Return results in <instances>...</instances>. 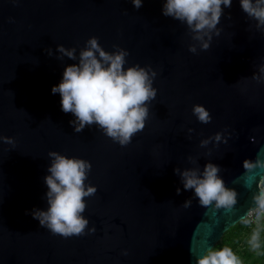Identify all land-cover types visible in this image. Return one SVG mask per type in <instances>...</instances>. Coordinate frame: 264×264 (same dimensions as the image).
Returning <instances> with one entry per match:
<instances>
[{
	"label": "water",
	"instance_id": "obj_1",
	"mask_svg": "<svg viewBox=\"0 0 264 264\" xmlns=\"http://www.w3.org/2000/svg\"><path fill=\"white\" fill-rule=\"evenodd\" d=\"M164 2L136 9L131 0H0V136L15 140L0 141V264H195L253 207L264 171L246 173L243 161L264 149V83L251 79L264 64V32L232 0L222 5L220 35L192 54L187 25L165 17ZM93 36L105 51L127 50L125 68L157 72L146 126L127 146L95 125L76 133L74 115L51 92ZM57 45L76 48L77 60H58ZM194 104L209 110L210 123L197 120ZM225 129L226 144L200 147ZM49 151L91 163L85 183L97 192L82 215L94 234L64 238L33 219V209L48 207ZM188 156L201 170L208 162L222 169L238 193L233 212L201 207L183 189L174 169L193 167Z\"/></svg>",
	"mask_w": 264,
	"mask_h": 264
},
{
	"label": "clouds",
	"instance_id": "obj_2",
	"mask_svg": "<svg viewBox=\"0 0 264 264\" xmlns=\"http://www.w3.org/2000/svg\"><path fill=\"white\" fill-rule=\"evenodd\" d=\"M13 3L19 0H12ZM136 9L142 7L144 0H131ZM243 12L256 21L257 30L264 32V0H239ZM230 8L232 0H165L162 14L187 25L188 35L194 43L189 44L188 51L197 54L198 47L202 51L209 49L213 36H219L221 29L217 27L223 15V8ZM229 19L231 17L229 16ZM115 51L108 52L99 44L98 38L90 37L79 52V62L65 67L61 82L53 86L51 92L59 93L61 109L71 113L75 119L69 121L76 133L86 127L95 125L103 134L120 146L131 143L133 136L143 131L149 118L150 105L155 100L157 89L153 81L157 72L150 65L141 67L139 64L125 68L128 51L113 45ZM58 60L67 57L77 60L76 48H66L57 45ZM49 56L52 49H47ZM247 79V78H245ZM257 84L264 83V64L251 77ZM192 113L202 124H208L212 116L203 105L194 104ZM194 129H188L192 133ZM217 132L213 136L200 141V147L206 148L210 143L218 146L227 143L232 133ZM191 138V137H189ZM255 142V138H250ZM0 141L15 146L11 137L0 136ZM206 155H211L209 149ZM264 149L257 153L255 160L243 161L246 173L257 169L264 171ZM50 166L44 180L47 185V210L33 209V219L39 221L41 227L49 230L52 235L64 238L94 234L96 227H88L89 220L82 215L86 208V197L96 194L97 188L86 184L91 171V163L87 160L68 158L57 151H49ZM187 160L194 165L181 170L176 167L174 172L180 177L184 190H192L194 198L204 208L224 209L233 212L237 204L238 193L228 188L219 175L222 169L211 162L201 170L198 158L188 156ZM235 183V181H234ZM257 191L253 193V207L241 218V222H249L252 213L260 220L264 216V175L256 184ZM177 195L181 189H176ZM192 200L188 199L182 205L190 208ZM253 250L261 247L260 230H254L248 241ZM127 251L123 255H127ZM195 264H241L239 257L231 247L225 246L218 250L212 247L196 258Z\"/></svg>",
	"mask_w": 264,
	"mask_h": 264
},
{
	"label": "trees",
	"instance_id": "obj_3",
	"mask_svg": "<svg viewBox=\"0 0 264 264\" xmlns=\"http://www.w3.org/2000/svg\"><path fill=\"white\" fill-rule=\"evenodd\" d=\"M262 224H264V221ZM261 228V225L250 228L247 223L240 222L236 226L230 228L222 237V242H218L213 249L218 250L222 247L228 246L235 252L240 244L243 245L245 235L249 234V237L246 239L249 240L253 231L257 229L260 230ZM242 234L243 236L240 238V235Z\"/></svg>",
	"mask_w": 264,
	"mask_h": 264
},
{
	"label": "rangeland",
	"instance_id": "obj_4",
	"mask_svg": "<svg viewBox=\"0 0 264 264\" xmlns=\"http://www.w3.org/2000/svg\"><path fill=\"white\" fill-rule=\"evenodd\" d=\"M263 223V222H262ZM261 223V247L253 250L246 240L249 237L245 235L243 245H239L237 250L234 252L240 259L241 264H264V224ZM243 236L240 235V238ZM222 242V240H221Z\"/></svg>",
	"mask_w": 264,
	"mask_h": 264
},
{
	"label": "built area",
	"instance_id": "obj_5",
	"mask_svg": "<svg viewBox=\"0 0 264 264\" xmlns=\"http://www.w3.org/2000/svg\"><path fill=\"white\" fill-rule=\"evenodd\" d=\"M263 221H264V216H261L260 220H257L256 214L252 213V215L249 217V222H247V225L250 228H253L254 226H260Z\"/></svg>",
	"mask_w": 264,
	"mask_h": 264
}]
</instances>
